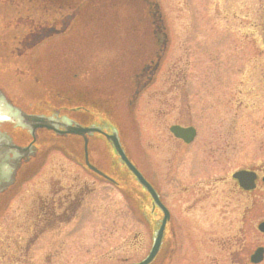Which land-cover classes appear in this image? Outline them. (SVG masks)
Here are the masks:
<instances>
[{
    "label": "rangeland",
    "instance_id": "374dc122",
    "mask_svg": "<svg viewBox=\"0 0 264 264\" xmlns=\"http://www.w3.org/2000/svg\"><path fill=\"white\" fill-rule=\"evenodd\" d=\"M55 1L60 5L56 12L26 0L20 2L23 6L5 3L4 8L0 4V17L5 11L0 37L18 46L31 32L50 27L52 21L62 20L79 7L76 19L64 33L42 42L28 56L39 76L42 73L55 86L72 82L75 91L115 108L125 124L124 118L134 109L140 143L133 140L135 131H128L126 143L143 173L153 113L147 101L154 91H187L186 99L193 110L205 108L196 111L205 118L202 128H209L212 139L216 128L221 131L218 138L225 140L224 129L232 119L233 137L239 142L228 147L227 154H248L250 160L264 158V0H190L184 8L179 0H89L86 6V0ZM154 3L168 15L172 38L159 54L161 35L152 33L153 19L147 14V10H154ZM157 60L151 81H144V76L136 78L144 65ZM129 124L131 127V118ZM214 148L217 154H226L225 145ZM194 150L189 148L187 154ZM43 154L48 157L36 168L38 174L22 182L14 194L0 198V203H7L0 209V264H120L142 260L148 252L150 232L135 219L124 196L62 153L50 148ZM101 161L97 156L92 159L94 165L106 170ZM51 181L63 186L60 193L83 187L70 208L75 205L78 210L43 228L29 252L21 248L18 253L13 246L5 249V240L26 239L31 234L26 219L38 212L34 203L39 195L49 193ZM81 191L85 197L79 208ZM175 231L174 260L188 246ZM189 250H193L192 245ZM152 264H161V256Z\"/></svg>",
    "mask_w": 264,
    "mask_h": 264
},
{
    "label": "flooded vegetation",
    "instance_id": "af4514ba",
    "mask_svg": "<svg viewBox=\"0 0 264 264\" xmlns=\"http://www.w3.org/2000/svg\"><path fill=\"white\" fill-rule=\"evenodd\" d=\"M26 1L40 4L47 10L53 8L55 12L60 8L55 0ZM87 1H84V6ZM189 1L178 2L184 8L189 6ZM20 2L25 0H0L4 8L5 3L18 6ZM166 7H170L169 1H166ZM159 8V4L154 3V10H147L153 19L152 33L161 35L158 54L166 50L172 40L166 23L168 15ZM0 18L4 23H0L1 29V25L5 27V11ZM68 22L65 17L60 21H52L50 27H39L25 40L19 41L18 46H11L5 43V38L0 37V100L2 112L8 116L0 122V146L5 147L0 151V179L14 176L1 196L7 198V195L14 194L22 182L37 175L36 168L48 157L43 153L51 148L62 153L70 162L81 164L88 175L110 184L124 196L135 219L150 232L149 252L164 214L154 197L120 160L113 142L108 138L115 134L126 157L135 165L126 143L128 131H135L132 133L133 140L140 143L134 109L130 108V117L124 118L125 124L115 108L111 109L103 105V101L89 98L83 91H75L72 82L69 85L66 82L67 86H55L57 84L49 82L42 73L39 76L28 56L41 44H36L35 35L43 36L50 30L57 34L67 27ZM262 44L264 46L263 41ZM155 64L144 65L136 78L144 76V81H151L157 68ZM137 91H134L132 99H135ZM149 95L147 103L153 113L146 146V171L143 173L135 167L168 212L159 250L149 264L160 256L161 264H264V231L259 228L260 223L264 222V158L250 160L248 154H227L228 147L239 142L233 137L232 119L224 129L228 137L225 140L218 138L221 131L215 128V138L212 139L209 128H202L205 118L201 116L200 110L196 111L205 108L196 107L193 110L186 99L187 91L163 90ZM19 112L48 119L52 128L37 127L34 130L22 122L17 115ZM172 115H175L173 119ZM155 121L158 125H155ZM75 126L98 131L85 133L84 136L69 132V128ZM155 126L161 129L156 130ZM220 135L223 136L222 133ZM10 141L21 147L29 146V152L24 154L11 149L8 144ZM198 142L203 147L197 148ZM85 144L88 162L99 172L86 165ZM218 144L225 145L226 154L216 153L214 147ZM192 147L195 150L187 154ZM94 156L104 162L106 170L93 164ZM49 187V193L39 195L34 203L38 212L26 219L29 222L27 231L31 234L26 239L21 236L12 242L5 240V249L13 246L18 253L21 248L29 252L37 243L38 234L43 228L47 229L63 215H72L73 211L78 210L74 208L75 205L73 209L70 208L77 191L83 187L75 191L67 188L62 193L64 188L58 181L49 182ZM84 194L79 197V208ZM5 206L7 203H0V209L3 210ZM175 230L188 243L186 249L178 253L176 260L172 239ZM21 241L24 243L22 247ZM190 245L193 250H189ZM24 253L28 254L26 251ZM3 255L4 252L1 253ZM130 263L133 262L123 261L120 264Z\"/></svg>",
    "mask_w": 264,
    "mask_h": 264
},
{
    "label": "water",
    "instance_id": "95a60500",
    "mask_svg": "<svg viewBox=\"0 0 264 264\" xmlns=\"http://www.w3.org/2000/svg\"><path fill=\"white\" fill-rule=\"evenodd\" d=\"M264 42V39H263ZM1 100H0V110L2 111V106H1ZM23 123H25L26 125H29L30 127H32L34 130L37 127H46L48 129H51L52 126H50V121H48V119H45L43 117L40 116H36V115H29L23 112H19L17 114ZM92 131H98L97 129H93V128H87V127H80V126H75V127H71L69 128V132L77 134V135H82L84 136L85 133L88 132H92ZM109 139H111V141L113 142V146L116 150V152L118 153L119 157L121 158V160L126 164V166L128 167V169L135 175L136 179L138 180V182L154 197V200L156 202V204L158 205V207L162 210L163 214H164V219L163 222L161 224V226L159 227L158 231L156 232V236L154 238L153 241V245L148 253V255L140 262L138 263H133V264H149L153 258L155 257V255L158 252L160 243H161V239H162V235H163V224L165 219L168 216V212L167 210L164 208V206H162V204L158 201L157 195L155 194L154 190L151 188V186L146 182V180L144 179V177L141 175V173L136 169V167L128 160V158L126 157L125 153L123 152L118 139L116 137V135H111L108 136ZM11 149H14L20 153H24L27 154L29 152V146L28 147H21L18 145H15L13 143H11V141L8 143ZM85 147V163L86 165L92 169L93 171L99 172V170H97L95 167H93L87 159V152H86V144L84 145ZM4 150L5 147L2 145L0 146V151ZM12 176V175H11ZM14 176L10 177V178H1L0 179V193H2L7 186L10 184V180H13ZM260 230L264 231V222L260 223L259 225Z\"/></svg>",
    "mask_w": 264,
    "mask_h": 264
},
{
    "label": "bare ground",
    "instance_id": "6f19581e",
    "mask_svg": "<svg viewBox=\"0 0 264 264\" xmlns=\"http://www.w3.org/2000/svg\"><path fill=\"white\" fill-rule=\"evenodd\" d=\"M3 119H4V115L0 112V120H3Z\"/></svg>",
    "mask_w": 264,
    "mask_h": 264
}]
</instances>
